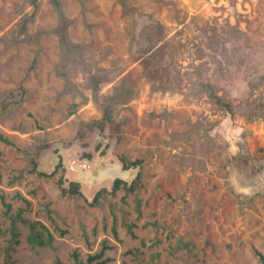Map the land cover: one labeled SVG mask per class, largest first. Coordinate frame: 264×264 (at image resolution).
Masks as SVG:
<instances>
[{
	"label": "rangeland",
	"instance_id": "374dc122",
	"mask_svg": "<svg viewBox=\"0 0 264 264\" xmlns=\"http://www.w3.org/2000/svg\"><path fill=\"white\" fill-rule=\"evenodd\" d=\"M0 132V193L55 235L14 264H264V0H0ZM57 142L138 188L65 193Z\"/></svg>",
	"mask_w": 264,
	"mask_h": 264
},
{
	"label": "trees",
	"instance_id": "16d2710c",
	"mask_svg": "<svg viewBox=\"0 0 264 264\" xmlns=\"http://www.w3.org/2000/svg\"><path fill=\"white\" fill-rule=\"evenodd\" d=\"M211 86V85H209ZM212 93L215 95L217 98L218 102L221 103L222 105H226L228 107L231 106V104L227 101H225L222 97L216 95L214 91L212 90ZM6 139L4 134L0 132V140ZM141 162L140 159L131 162L132 164H139ZM37 163L35 162V170H37ZM42 174L44 175H49L51 173L43 172L41 171ZM62 183L64 184V180H61ZM122 186L126 187L129 192H134L136 188H138L137 181L134 180L131 184L128 183L127 181L123 179H117L114 184V189L117 191L118 189L122 188ZM63 191L65 193L70 192L72 194L76 193H82L81 191V185L78 182H71L70 187L66 188L63 187ZM107 191L106 188H102L98 191L96 194L93 203L96 204L99 202L100 196ZM1 200L3 204L5 205V211L4 213L7 215L9 218V224L7 225L6 228L1 226V209H0V233H7L9 236L7 237L6 243L3 245V251H4V260L2 264H14L15 263V258H14V252L18 248V244L21 242V224L25 225L29 229V234H28V242L32 246H46L54 245V240H55V235L54 232L50 229V227L41 219H34L29 217L26 214V211L29 208L30 205V200L25 199L27 202V206H21L17 210H14L13 204L6 199V196L4 193H0ZM138 210L141 212V206H140V201L138 205ZM129 230L131 232L133 231V224H128ZM114 233L118 235V230L117 227H113ZM85 236L88 237L87 232L85 231ZM180 246L182 247H188L190 245V241H185L183 239H180L179 241ZM111 247V245L108 243L107 240H104L102 242V246L100 250L90 253L88 258L86 260H82L79 258V252L75 251V256L79 262L82 264H107L108 262V257H105L106 251ZM261 257L264 262V253L260 252ZM56 264H61L60 261H58Z\"/></svg>",
	"mask_w": 264,
	"mask_h": 264
},
{
	"label": "water",
	"instance_id": "95a60500",
	"mask_svg": "<svg viewBox=\"0 0 264 264\" xmlns=\"http://www.w3.org/2000/svg\"><path fill=\"white\" fill-rule=\"evenodd\" d=\"M60 147L59 152L53 153L49 159L51 160V168L55 169L56 164L60 161V153L64 155V162L68 165L67 176L70 182H79L91 199H94L98 191L108 187L114 189L117 179L125 181H133L138 172L134 166L127 167L125 161L118 156L105 157L100 160L93 161L89 158L80 159L77 155L76 147L65 148L63 142H57Z\"/></svg>",
	"mask_w": 264,
	"mask_h": 264
}]
</instances>
